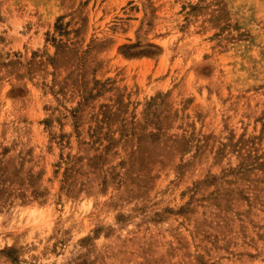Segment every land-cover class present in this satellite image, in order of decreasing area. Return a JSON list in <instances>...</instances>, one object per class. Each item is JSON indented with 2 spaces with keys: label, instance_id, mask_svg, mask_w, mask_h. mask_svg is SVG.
Masks as SVG:
<instances>
[{
  "label": "rangeland",
  "instance_id": "obj_1",
  "mask_svg": "<svg viewBox=\"0 0 264 264\" xmlns=\"http://www.w3.org/2000/svg\"><path fill=\"white\" fill-rule=\"evenodd\" d=\"M0 264H264V0H0Z\"/></svg>",
  "mask_w": 264,
  "mask_h": 264
}]
</instances>
